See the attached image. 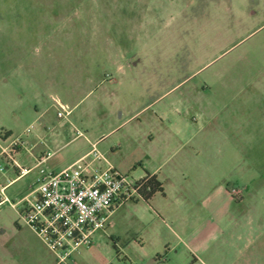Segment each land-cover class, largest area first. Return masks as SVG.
<instances>
[{"label":"rangeland","instance_id":"374dc122","mask_svg":"<svg viewBox=\"0 0 264 264\" xmlns=\"http://www.w3.org/2000/svg\"><path fill=\"white\" fill-rule=\"evenodd\" d=\"M92 86L107 96L87 111L81 92ZM110 94L114 97L108 99ZM51 96L67 104L65 116H57ZM150 102L137 119L107 135L120 142L117 158L123 163L146 159L141 132L149 130L155 113L183 116L195 122L185 134L199 130L194 145L216 148L213 155H199L216 184L247 188L246 211L236 212L237 206L234 211L240 224L255 223L254 214H247L252 206L264 227V0H0V187L16 176L2 156L7 144L27 127L32 131L44 109L54 123L68 118L67 126L71 122L83 130V120L93 131L106 132L110 122ZM176 137L171 146L178 145ZM29 141L36 143L31 147L36 153L43 148L32 133ZM158 145L156 140L150 147ZM135 168L140 171V164ZM136 169L124 173L136 179ZM39 174L33 169L6 188L8 200L0 194V264H56L17 211L22 195L14 193L37 186ZM198 205L191 220L203 222L208 215ZM143 213L115 208L106 228L89 245H80L71 260L264 264V231L250 240L252 230L243 226L193 253L150 242L137 247L136 236L151 238L157 228ZM157 252L162 261H155Z\"/></svg>","mask_w":264,"mask_h":264},{"label":"crops","instance_id":"0c3cea01","mask_svg":"<svg viewBox=\"0 0 264 264\" xmlns=\"http://www.w3.org/2000/svg\"><path fill=\"white\" fill-rule=\"evenodd\" d=\"M81 93H83L82 99L88 100L87 111L100 107L102 98L107 96L105 94L98 95L93 86L87 87ZM112 97L114 96L110 94L107 98ZM53 98L59 99L51 96L53 104ZM151 103H147L122 120L119 116L116 123L110 122L108 124L109 128L106 132L93 131L90 124H85L83 120H80L81 124H84L83 130L78 129L71 122V126H67L65 122H69L68 118H65V122L59 120L54 123L44 115V109L36 116L38 123L36 126H32V131L31 128L27 127L22 132L23 134L19 135L18 138L21 139L22 143L17 145L13 155V163L10 165L16 176L10 178L7 183L0 187V194L3 196V191L6 188L33 169H39L40 174L37 175L35 180L37 182L48 172L63 170L70 172L74 167V163L80 158L83 159L81 163L86 164L85 171L87 173L91 172L92 168L96 166L102 168L112 166L121 172H128L136 169L135 165L137 163L140 164V171L135 170V172H138L136 179L143 177L148 172L150 175H155L163 187L162 192L154 193L147 201L143 199L136 200L121 206L131 215L138 211L146 212L157 222V228L151 238H143L142 234L135 237L134 243L137 247L142 248L147 242H150L154 246L167 248L168 251L175 248V246H182L193 253L206 249L211 243L226 234V230H230V235H232L233 231L239 230L241 226L245 230L248 228L252 230L253 236L250 237V240L256 239L258 234L264 231L262 221H259L262 218L257 209L254 208L253 212L251 206L247 213L251 218L253 214L255 216V223L252 222L250 226L240 224L241 221H238L239 218L234 214L236 206L238 207L236 212L239 210L246 211L244 192L247 188L236 186L239 193L232 194V188H229L228 184H216L215 175H212L209 171V163L202 162L199 159V155L202 154L213 155L216 148L203 147L198 141H195V145L193 144L199 130L187 134L184 132L185 128L193 126L195 122H190L183 116L170 115L168 111L160 110L161 112L155 113L154 122L151 123L149 130L141 132V138L147 140L143 152L146 159L140 160L143 156H139L135 160L123 163L117 158V153L120 151V142L116 138H110L111 135H107L115 131L119 125L137 119L138 113ZM114 105L115 101L111 100L110 114L114 110ZM31 133L34 138L43 143V148H40L37 153L31 148L36 146L35 142L31 143L29 141ZM10 135L11 131L6 130L3 138L8 139ZM174 135H177L178 145L171 146L170 143ZM18 138L11 139L7 146ZM133 139L131 138V140ZM156 140L161 145L151 148V144ZM93 145L101 153L102 158H94ZM136 159H138L137 162ZM21 167H26L29 170L24 174H18ZM35 188L36 186H28L26 191L15 192L14 194L22 195L20 199L24 197L34 199L36 197ZM5 197L7 198L4 195L1 200L4 201ZM195 204H199V210H203L208 215L203 222L191 220L195 214V209H193ZM238 238H243L240 232ZM247 240L250 242L249 239ZM245 246H248V244L246 243ZM176 251L174 249V252ZM157 254L160 256L155 258V261H162V254L159 252ZM135 261L138 260L129 261L124 257L122 264H140Z\"/></svg>","mask_w":264,"mask_h":264},{"label":"built area","instance_id":"2783aa9c","mask_svg":"<svg viewBox=\"0 0 264 264\" xmlns=\"http://www.w3.org/2000/svg\"><path fill=\"white\" fill-rule=\"evenodd\" d=\"M53 101L57 115L65 116L64 110L68 106L57 98ZM20 143L21 139H16L2 153L6 165H12ZM92 153L95 159L102 158L94 145ZM82 161V158L78 159L70 172L45 173L37 181L36 197L18 200L21 203L18 214L55 254L56 264H74L71 260L73 252L82 244L89 245L93 235L106 228L115 208L144 200L140 192L141 178L132 179L112 166H96L87 173ZM28 170L21 167L18 174ZM231 193L238 194L239 191L232 188Z\"/></svg>","mask_w":264,"mask_h":264},{"label":"trees","instance_id":"16d2710c","mask_svg":"<svg viewBox=\"0 0 264 264\" xmlns=\"http://www.w3.org/2000/svg\"><path fill=\"white\" fill-rule=\"evenodd\" d=\"M140 181L142 183L140 192L145 201H147L154 193L163 191L162 184L155 175H150L146 172L144 176L141 177ZM157 257H159V254L155 255V258Z\"/></svg>","mask_w":264,"mask_h":264}]
</instances>
